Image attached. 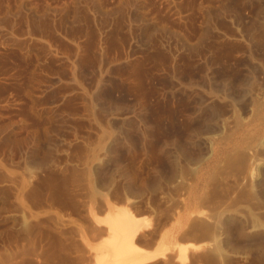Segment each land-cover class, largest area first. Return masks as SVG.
<instances>
[{
	"label": "rangeland",
	"instance_id": "1",
	"mask_svg": "<svg viewBox=\"0 0 264 264\" xmlns=\"http://www.w3.org/2000/svg\"><path fill=\"white\" fill-rule=\"evenodd\" d=\"M125 209L264 264V0H0V264H108Z\"/></svg>",
	"mask_w": 264,
	"mask_h": 264
},
{
	"label": "bare ground",
	"instance_id": "2",
	"mask_svg": "<svg viewBox=\"0 0 264 264\" xmlns=\"http://www.w3.org/2000/svg\"><path fill=\"white\" fill-rule=\"evenodd\" d=\"M98 221L103 222L107 226V242L115 252L112 262L108 264H148L159 258L166 257L167 252L171 251L169 246H164L154 251H148L139 246L136 239L150 225L149 220L137 217L128 209H125L122 214L119 213L115 216L99 217ZM151 235L147 237H151ZM160 237L163 238L162 235ZM148 243H151V241ZM205 245L206 243L180 244L178 246L177 260L187 262L190 251H199Z\"/></svg>",
	"mask_w": 264,
	"mask_h": 264
},
{
	"label": "crops",
	"instance_id": "3",
	"mask_svg": "<svg viewBox=\"0 0 264 264\" xmlns=\"http://www.w3.org/2000/svg\"><path fill=\"white\" fill-rule=\"evenodd\" d=\"M101 243V240H98V241H96V242H94V243H92V245L93 246H97V245H99ZM188 243H194V244H201V243H199V242H194L193 240H187V242L185 243V244H188ZM142 248H144V249H146V250H148V251H154V250H157V244L156 245H154V246H148V244L147 245H145L144 247H142ZM86 264H94V259H92L91 260V262L90 263H86Z\"/></svg>",
	"mask_w": 264,
	"mask_h": 264
}]
</instances>
